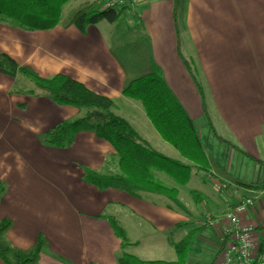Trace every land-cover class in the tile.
Listing matches in <instances>:
<instances>
[{
	"label": "crops",
	"instance_id": "0c3cea01",
	"mask_svg": "<svg viewBox=\"0 0 264 264\" xmlns=\"http://www.w3.org/2000/svg\"><path fill=\"white\" fill-rule=\"evenodd\" d=\"M78 1L63 14L84 2L101 8L102 0ZM0 52L42 78L66 75L110 98L114 113L155 151L187 163L139 102L122 95L131 80L157 69L208 162L183 187L155 173L177 188L184 210L157 194L100 191L83 181V169L116 173L111 145L87 132L67 148L47 145L45 135L81 111L53 104L20 75L0 74V220L13 222L11 245L26 249L42 233L49 245L40 264H115L123 253L175 262L173 244L193 233L186 264H212L224 243V214L249 198L241 225L253 229L252 241L264 251V0H143L136 12L85 33L0 23Z\"/></svg>",
	"mask_w": 264,
	"mask_h": 264
},
{
	"label": "trees",
	"instance_id": "16d2710c",
	"mask_svg": "<svg viewBox=\"0 0 264 264\" xmlns=\"http://www.w3.org/2000/svg\"><path fill=\"white\" fill-rule=\"evenodd\" d=\"M72 1L77 0H0V23L25 31H47L59 25L65 29L73 26L80 33H85L89 26L100 21L115 23L126 12L125 9L103 10L93 2H84L64 15V7ZM189 71L192 74L190 68ZM0 74L10 78L20 75L30 82L35 90L47 95L53 104L81 111L79 117L51 129L44 137L47 145L57 149L67 148L79 133L84 132L91 133L97 139L111 145L117 172L103 174L84 168L85 183L100 191L114 189L130 195L139 193L161 195L184 210L177 199V188L162 183L155 173H161L176 186L183 187L189 182L192 170L206 171L208 162L192 121L170 93L157 69L131 80L122 90V95L139 102L162 140L178 151L187 163L155 151L124 118L114 113V103L110 98L91 91L71 77L57 74L50 78H42L29 66H20L13 58L2 52ZM192 195L196 201L198 194L193 192ZM109 222L121 240V246H126L127 242L121 228L114 220ZM12 226L13 222L9 218L0 220L1 263L40 264L41 252L49 245L46 237L39 233L30 247L17 248L7 239V233ZM193 238L194 234L191 233L179 243L173 244L177 255L175 262L142 261L123 253L115 264H186V256Z\"/></svg>",
	"mask_w": 264,
	"mask_h": 264
},
{
	"label": "built area",
	"instance_id": "2783aa9c",
	"mask_svg": "<svg viewBox=\"0 0 264 264\" xmlns=\"http://www.w3.org/2000/svg\"><path fill=\"white\" fill-rule=\"evenodd\" d=\"M143 0H103L101 8L136 12ZM253 206L249 198L240 201L223 216L224 243L212 264H264V251L252 241L253 229L241 225V215ZM208 224H212L210 221Z\"/></svg>",
	"mask_w": 264,
	"mask_h": 264
},
{
	"label": "rangeland",
	"instance_id": "374dc122",
	"mask_svg": "<svg viewBox=\"0 0 264 264\" xmlns=\"http://www.w3.org/2000/svg\"><path fill=\"white\" fill-rule=\"evenodd\" d=\"M79 1H80V0H79ZM79 1H78V2H79ZM74 5H76L75 1H72V2L68 3V4L64 7V12H66L69 8H71V7L74 6ZM82 112L84 113L85 110L83 109ZM83 113H82V114H83ZM186 200H188V198H187V197H184V198H183V196H182L181 201L183 202L184 205H188V202L186 203Z\"/></svg>",
	"mask_w": 264,
	"mask_h": 264
}]
</instances>
